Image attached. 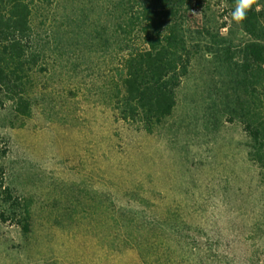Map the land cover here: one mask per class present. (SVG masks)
Here are the masks:
<instances>
[{
  "label": "rangeland",
  "instance_id": "rangeland-1",
  "mask_svg": "<svg viewBox=\"0 0 264 264\" xmlns=\"http://www.w3.org/2000/svg\"><path fill=\"white\" fill-rule=\"evenodd\" d=\"M131 2L53 0L34 16L45 60L30 114L0 95V264H264V169L223 115L224 74L195 54L210 39L201 24L246 39L236 5L177 1L172 24L196 56L148 132L116 107L123 62L145 49L120 20Z\"/></svg>",
  "mask_w": 264,
  "mask_h": 264
},
{
  "label": "trees",
  "instance_id": "trees-1",
  "mask_svg": "<svg viewBox=\"0 0 264 264\" xmlns=\"http://www.w3.org/2000/svg\"><path fill=\"white\" fill-rule=\"evenodd\" d=\"M177 1L132 0L127 8L118 6L120 20L133 28L129 32L138 33L145 49L124 60L116 107L122 120L148 132L171 116L176 90L189 75L196 56L192 51L195 45L172 24L178 14ZM196 1L199 4L201 0ZM229 1L237 4V0ZM52 4L53 0H0V95L21 116L30 114L26 97L32 85L30 73L45 60L33 19ZM239 27L246 39L234 45L201 24L202 34L210 39L207 47L195 54H210L217 72L224 74L223 115L242 125L251 148L248 156L264 169V0H257L247 10ZM27 220L26 216L25 232Z\"/></svg>",
  "mask_w": 264,
  "mask_h": 264
},
{
  "label": "clouds",
  "instance_id": "clouds-1",
  "mask_svg": "<svg viewBox=\"0 0 264 264\" xmlns=\"http://www.w3.org/2000/svg\"><path fill=\"white\" fill-rule=\"evenodd\" d=\"M257 4V0H237L235 10L231 13L232 20L236 23H242L246 18V12L253 5ZM259 5H257V11H259Z\"/></svg>",
  "mask_w": 264,
  "mask_h": 264
}]
</instances>
